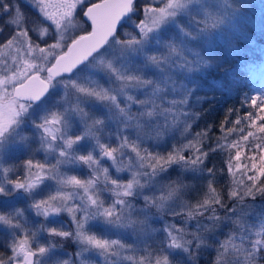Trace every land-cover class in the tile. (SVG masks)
Listing matches in <instances>:
<instances>
[{"label": "trees", "instance_id": "trees-1", "mask_svg": "<svg viewBox=\"0 0 264 264\" xmlns=\"http://www.w3.org/2000/svg\"><path fill=\"white\" fill-rule=\"evenodd\" d=\"M261 2L264 5V1H253V9L257 8V5L260 6ZM142 3L144 2L141 0L133 2L134 10L128 16L132 21L139 18ZM24 11H26L24 28L28 37L30 40H37L36 16L26 6H24ZM80 13L81 10H78V21L87 27L86 23L80 19ZM242 33L239 31L231 33L235 36L230 35L233 38L230 40L222 36L220 43L224 45L214 47L205 57L208 65L199 64L196 69L190 68V78L187 77L189 79L187 80L192 81L191 83L186 82L187 80L180 73L171 72L169 66L162 69V75L167 74L174 80L175 85L173 84L172 87H164L159 82L149 79L150 76L157 74L152 68L153 61L149 57L154 56L156 61L165 60L173 63L174 58L179 54L172 52L170 46L174 45L179 50L181 43L178 42L183 43L182 39L178 38L176 41L174 38L178 34L176 30L170 27L168 30L157 31L154 37L148 39L149 43L151 42L149 46H144L142 43L143 46L138 45L135 52H125L123 56L120 45L115 46V42L112 41L119 40L123 43L127 38L131 40L133 37L123 35L122 24L118 27L113 39L109 40L113 44L111 46L115 48L113 57L105 59V63L111 62L114 67L121 70L136 69L137 75L151 81L149 85L164 87L165 107L156 104V100L151 96L152 93L148 91L144 93L140 87L125 89L127 95H131L135 103L126 101L124 95L120 94L118 98L120 106L125 108L128 105L126 108L131 113L128 114L131 117L130 130L126 131L130 134L128 140L132 142L137 138L142 154H145L143 150L147 149L149 153L167 156L174 149L192 144L194 147L184 149L182 155L186 159L194 154L204 156V162L200 165L201 170L185 171L180 165H173L168 172L160 174L155 181V185L168 190V185L179 180V183L184 186L181 187L183 190H180L183 192L181 205L188 206L187 208L158 210L146 204L138 193L133 197H128L134 204L144 209L145 214L142 212V219L145 222L143 227L145 226L149 230L145 229V231L154 236L153 239L156 240L149 247L153 248L159 260L167 258L168 264H264V246H261L264 245V210L262 209L264 207V175L260 174L261 168L264 167L260 160L261 155H264V133L259 132V125L264 123V120H257L255 125L251 122L256 120L257 116H264V71L261 70V66L264 65V13L253 14V29H246ZM133 36L140 40V36ZM4 37L7 36H3L2 39ZM228 46H232V50L224 54L222 47L228 48ZM105 47L106 45L99 51V54L105 52L107 49ZM108 50L103 57L111 54ZM185 55L187 56V53ZM89 59L92 62V58ZM87 64L86 62L85 65L79 66L81 70L74 69L73 73L62 74L57 79H66L77 73H83ZM100 72L105 77H102L103 80L110 83L116 80L103 66ZM118 83L120 84L119 81ZM92 85L93 87L99 86L91 83L88 87ZM105 85L103 84L102 87L104 88ZM69 90L76 98L80 97V108L85 112H92L82 116L73 110L78 125L73 127L76 134L71 132L72 134L69 135L72 137L77 135V130L83 133L85 124H93L95 119H101L103 124L94 125L93 131L99 136L101 142L111 147L115 145L116 142L111 140L108 143L104 138L109 127L106 111L101 107H106L110 111L112 119H122L123 115L110 102L84 98L73 89L66 91ZM169 92L172 95H169ZM51 95L53 96L51 100H46L50 96L47 95L46 98L34 104L43 105V110L50 108L54 98L59 96L60 92ZM159 100L158 98L157 101ZM169 104L173 111L174 104H177L184 114L180 113L181 116L177 117V122L171 116L169 124L163 125L161 130L159 126L152 127L154 120H148L149 115L146 112H150L149 110L154 108L153 105H156L155 109H162L165 112ZM121 121L117 125L119 129ZM173 122L174 125L171 124ZM124 125L126 122L122 121L121 129ZM249 132L253 135L245 141L244 137ZM56 144L60 145V141ZM88 145L90 144L87 141L82 142V148ZM237 151L241 152L240 161L232 159L231 171H229L228 161L235 157ZM253 163L256 164V168H252ZM237 164H240L239 168L236 167ZM209 169H212L211 174H209ZM88 175L91 178L92 173ZM210 183L220 203L212 202L206 207L199 208L197 206L202 205L205 199H212V194L209 192ZM97 186L104 189L105 182L100 180ZM107 188L109 189L108 185ZM233 191L237 193L236 196H230ZM104 192L112 196L111 191ZM4 196L7 195L0 197ZM190 211L193 213L191 217L188 216ZM58 217L67 221L62 213ZM37 219L42 224L43 218L37 216ZM44 229L42 228L44 240L53 248L73 251L75 235L70 224L63 229L73 234L67 238L50 236ZM5 232H0V259H3V249L8 241ZM168 232L175 234L174 236L182 247L171 248L170 252L165 248L171 243ZM257 240L261 241V245L253 249V244ZM184 248L188 251H184ZM3 261L8 263L9 259Z\"/></svg>", "mask_w": 264, "mask_h": 264}, {"label": "rangeland", "instance_id": "rangeland-1", "mask_svg": "<svg viewBox=\"0 0 264 264\" xmlns=\"http://www.w3.org/2000/svg\"><path fill=\"white\" fill-rule=\"evenodd\" d=\"M91 1L95 0H81V2L77 5L74 10L71 23H68L67 21L64 22V27L62 29L64 43L68 44L74 37L79 35L81 32L87 30L85 24L78 21L77 12L78 10H82L84 6ZM141 1L144 3H142L139 18L135 21L133 19L132 21V19L129 18L128 15L122 22V33L125 36L133 38V35L140 36V31L137 25L142 20H145L144 9L146 7L158 9L164 7L169 2V0ZM253 1L255 2V0H180V6L170 10L173 11L175 14L166 17L160 23L159 27L149 33L147 38L143 41L144 46H149L151 42L149 43L148 39L150 37H154L157 31L168 30L171 27L178 33L177 37H174L176 41H178V38L182 39L183 41V43L178 42L181 43V46H179V50L176 49L178 47L174 45L170 46V50L172 52L178 53L179 56H176V58H174L173 63L166 62L165 60H157L155 63L152 62V68L156 70L157 74L150 76L149 79L159 82L164 87H172L173 84L175 85V82L172 77L168 76L167 74L162 75V72L165 67L169 66L171 72H173L174 74L175 72L180 73L181 76L187 80L188 78H190V68L196 69L198 68L197 66L199 64H201L202 66L208 65V63L205 62V57H207V54L214 47L224 45L220 43L222 41V36L230 40L233 39L230 35L235 36L231 33H237L238 31L242 33L246 31V29H253V14L256 15L257 12L264 13L263 3L261 2L260 6L257 5V8L253 9ZM7 2L9 4L18 5L20 7L22 12V19L20 20L18 27L17 25L12 23V20L15 19L14 12L0 13V77L4 75H11L17 70V67L22 68L23 60H30L33 63H43V61L40 59V53L38 51H34L31 56L27 54V44L21 38L18 37L19 31L21 29L25 30L24 13L26 11H24V6L28 7L31 11L34 12L36 20L38 22V28L36 29L37 40L29 39V43L31 45H39L40 48H48L49 45L55 44L60 39L61 35V33L57 31L55 25L52 24L51 21L47 20L40 12L39 8L34 6L33 3L26 2V0H7ZM46 2H48V0H46ZM54 2H56V0H54ZM49 11L59 13L62 10L49 9ZM6 31H8L9 33L7 34ZM41 31H44L43 36L40 35ZM3 36L7 37H4V39H2ZM139 39H141V36L139 37ZM9 41H12V43L9 44ZM41 41L43 42V44H39V42ZM127 41H129V38L125 40V42ZM112 42H115V40H113ZM114 44L115 46H117L116 43ZM111 45L113 44L110 42V44L106 45L105 47L107 48L105 49V52L109 49L108 52H111L110 55L103 57L105 52L101 53L102 55H97L96 59L92 60L91 64H87L83 73H77L76 75H72L66 79L71 78L72 80H76L78 83L83 86L85 85L86 87L91 85V83H93L94 85H99V87H102L103 84L105 85L110 83L107 82L105 79L103 80L102 77L104 76L100 72L102 66L99 62L103 58V60H105L111 59L113 57V51L115 46L113 47ZM140 46L143 45L140 44ZM65 49L66 46L63 48V51ZM222 50L225 54L227 53V51L232 50V46H228V48L222 47ZM186 53L187 56L185 55ZM52 61L53 59L51 60V63ZM51 63H49L47 66L49 67ZM149 63H151V61ZM261 70L264 71V65L261 66ZM42 75L46 76L47 73L44 72L42 73ZM100 78L102 80H99ZM188 80L186 82H188ZM191 82L192 81H189L188 83ZM118 84V81L114 80L110 84L104 86V88L113 90L112 94H116L117 99L120 96V94H118L116 91L120 88V84L119 86ZM92 87L93 85L90 86V88ZM164 87H158V85L153 86L148 84L147 86L140 88L143 90V92H151L152 94H150L151 96H153L154 100H156V104H159V106L161 107L162 105L165 107L166 103L163 98ZM178 89L179 88H177V90ZM9 91H11V88H9ZM57 92H60V95L54 98L52 105L53 107L51 106L52 108L50 107L48 109L46 108V110H43V105L40 106L38 104H34V106L30 108L28 112L21 117V124L17 129L19 135H16L12 140L8 142L10 147L6 152L0 153V186H3L9 190V194L7 196L0 197V215L8 217L12 220L13 223L21 224V228L14 229L0 222V232L6 231V239L8 240L7 244L5 245V248L3 249L4 252L2 253V260L10 259L11 257H13V242L23 239L27 234L31 238L30 246L32 247L33 251L37 250V246L48 248V252L44 256L40 257L42 264H157V260H159L158 255L154 252L153 248L149 247L156 240L153 239L154 236L147 232L149 230L145 226L143 227L145 222H143L142 219V212L144 211V209L139 207L137 204H134L130 198L127 199L133 205V207L131 209H125L123 213V223L127 226H101L92 228L90 231H88L89 235L95 234L98 238L107 239L109 241L117 240L120 244L124 245V247H119L118 245L113 246L111 249H109L107 253L101 254L98 249H94L88 245L82 244L76 238L72 252H69L67 250H59L53 248L52 246L50 247L51 244H48L44 240V236L42 233V224L43 228L45 229H64L67 227L68 224H70L75 235V226L72 220L69 218L68 214L62 213L67 219V221H65L64 218L58 216L49 217L48 219H45L41 216L43 219L42 224H40L38 222L37 216L30 208V205L33 201V196H30L29 194L23 192H16L14 194H11V182H15L17 180L23 181L26 172L24 165L29 159H32L33 163L46 162V167L48 168H52V166L56 164L58 152L60 150L56 142L53 144V148L47 151H45L40 144V132L35 128V124L40 122L41 116L45 115L46 112L51 111L63 112L66 114L70 126L68 129L69 134L71 132L75 133L73 127L78 125V120L75 119L73 108L78 103L77 98L73 93L70 92V90L66 91L62 83L57 84L54 89H50L51 94ZM51 94L49 97H47L46 95L47 98H45L47 101L53 98ZM168 94L172 95L170 94V92ZM158 98L160 99L159 101H157ZM21 102L28 103V101ZM169 103L172 102L170 101ZM153 106L154 108L152 107L151 110H149L150 112H146L147 114L151 113V115L148 116V120H154V122L150 121L153 122L152 127L159 126L160 130L162 129L161 127H163V125L169 124L170 118H172L171 116H173L172 119L177 122V117L181 116L180 113H182L181 109L177 106V104H174V111L171 110V104H169L165 112L162 109H155L156 105ZM126 107H128V105ZM126 107L125 111L127 109ZM101 109H105L104 111H106V120L109 127V131L106 130V135L104 138L108 143H110L111 140L113 142H116L115 145H112V147L115 148L118 146L121 139H128L130 136V134H127L126 131L130 130V119L128 118V114L131 113H129L127 109V115H123L122 119H112V117L110 116V111L107 110L106 107H101ZM85 113L89 114L92 112L88 111ZM164 114L165 116H163ZM121 120L123 122H126V125H124V128L122 129ZM120 121L121 125L119 129L117 128V125L120 123ZM171 124L174 125V122ZM77 132V135L82 134L80 130H77ZM75 136L76 135H73V138ZM22 137L24 139H22ZM135 139L136 140H133L132 142L138 143V139ZM82 147V150L80 149L76 151L75 154H87V151L90 150L91 145H88L85 148ZM96 151L98 153V149ZM96 158L99 159V156L97 155ZM116 159L117 164L120 166L131 165L132 170L138 169L141 172L146 170L139 168V162L137 161L135 153L132 152L131 146L124 148L121 150V152L117 153ZM100 167H108L109 176L112 179H116L119 183H127L128 180L131 179L130 170L117 172L115 167L108 160L102 161ZM33 171H35V169H33ZM53 171L55 172V169ZM58 171L61 176L77 175V178L81 180L89 179L90 177L88 174L92 173L87 166L73 168L60 165ZM96 174L99 176V179L104 182V176L102 172L99 171V169ZM157 178L158 176L152 179L143 176L139 177L140 183L144 185V187L136 188V193H138L143 199L146 196L150 199L159 198L161 196H167V188L155 185V181ZM59 187L60 186L58 185L56 180H47L45 181L44 185L37 191L35 199L38 200L41 198H46L50 193L56 194V191ZM108 187L109 189H111V184H108ZM141 189H143V191L145 192L141 191ZM62 190L65 192H76L77 198L75 199V203L77 204L80 203L79 197L84 195L81 189L65 187ZM101 190L102 189L96 185L95 191L100 193L101 199L105 202V206H108L112 203L115 197L113 195L110 197L106 194V192ZM180 190L183 189L180 188ZM90 194H92L91 191ZM182 200L183 192L179 191V193L173 195L169 199L163 201L157 199V203H161L162 207L157 208L153 204H149V206H152L158 210H166L167 208H187L188 206L181 205L183 203ZM69 206H72L71 202L69 203ZM10 207L12 209H10ZM17 209L22 211V216H17ZM262 209L264 210V207H262ZM143 213L145 214V212ZM129 221H131L132 223L129 224ZM145 229L147 231H145ZM32 233H35L34 237H32ZM172 235L174 236L175 234ZM165 248L169 252L171 251V247H169V245H166ZM160 249H162V247H160ZM128 257H131L132 259H128ZM160 260L162 261L161 258ZM12 263L20 264L21 262L13 260Z\"/></svg>", "mask_w": 264, "mask_h": 264}, {"label": "snow or ice", "instance_id": "snow-or-ice-1", "mask_svg": "<svg viewBox=\"0 0 264 264\" xmlns=\"http://www.w3.org/2000/svg\"><path fill=\"white\" fill-rule=\"evenodd\" d=\"M26 2L33 3L38 7L43 16L55 25L58 32L61 33L60 39L48 48H40L39 45H31L29 43V37L26 30L21 29L18 33V37L21 38L28 46V55L31 56L34 51L40 53V59L43 63H33L30 60H23V67H17V70L11 75H4L0 77V153L6 152L10 147L9 141L16 135H19L17 129L21 124V117L28 112L30 108L34 106V102L41 101L46 95H50V89H54L57 84H63L65 90L73 89L76 93H79L84 98L94 99L99 102H110L121 115H127L125 108L120 106L117 95L112 94L113 90L103 87L89 88L81 85L76 80L60 79L63 73H73V70H81L78 66L85 65L87 62L91 64V60L96 59L93 54L99 55V50L105 45H109V38L113 37L116 30L117 23L120 22L128 13L132 12L133 0H102L101 3L93 5L88 9L86 15L92 21L93 30L88 35H81L78 38L72 39L70 44L64 43V37L62 29L64 22L71 23L73 13L77 5L81 0H26ZM180 6V0H169V2L162 8H150L146 7L145 20H142L137 27L140 31L141 39L135 38L122 43L119 40H115L117 45H120L121 55L125 52L132 53L137 50V46L142 44L147 38L148 34L157 29L160 23L168 16L174 15L171 9H175ZM49 9H60L59 13L49 11ZM14 12L15 19L12 23L19 27L20 20L22 19V12L18 5H12L7 0H0V13ZM41 36L44 35V31H41ZM12 41H9L11 44ZM67 47V51H63L64 47ZM54 59L55 63H52L50 67L47 65ZM154 63L156 57H149ZM100 65L105 67L111 76L115 77L120 82V88L117 89V93L124 95L125 100L135 103L131 95H127L126 88L144 87L151 83L150 80L141 78L136 74V69L124 68L123 70L113 66L111 62L105 63L103 59L100 60ZM46 72L44 76L42 73ZM11 88V91H9ZM21 100H26L28 103H22ZM78 103L74 106L73 110L78 115L86 116L82 108L79 107L80 97H77ZM150 116L151 113H148ZM131 119V117H128ZM251 119V117H249ZM257 120H264V116H257L256 120H252V124L255 125ZM103 124V120L95 119L93 124H85V131L76 135L74 138L69 135V123L65 113L58 111L46 112L45 115L40 117V122L35 124V128L40 132V144L41 147L47 151L53 148V144L60 141V145H57L60 150L58 152V158L56 164L52 168L46 167V162L33 163L32 159H29L24 165L26 172L23 181L17 180L11 182V191L23 192L33 196V201L30 205L31 210L36 216L44 217H57L61 213H67L75 226V238L82 244L88 245L94 249H98L101 254L107 253L113 246L124 247L117 240L100 239L97 235H89L88 231L92 228L107 226V227H125L123 223V213L125 209H131L133 205L127 199L133 197L137 193L136 188H143L144 185L140 183L139 177H147L149 179L155 178L162 173H166L173 165H180L185 171H198L200 165L204 162V156L195 155L190 156L187 159L182 152L184 149L193 148L194 145H184L180 149H174L172 153L167 156H162L159 153L152 154L143 150L142 154L139 145L137 143L129 141L127 138L121 139L117 147L113 148L101 142L99 136L93 131V126H99ZM259 132L264 133V123L259 125ZM253 133L249 132L244 140L247 141ZM22 139H24L22 137ZM87 141L91 147L87 151V154L76 155V151L82 147V142ZM94 141V143H92ZM131 146L132 152L135 153L137 161L139 162L140 169H146L145 171L132 170L131 165L120 166L117 164L116 154L121 152L122 149ZM98 149V153L97 150ZM72 150V151H69ZM99 156V159L96 156ZM241 152L237 151L234 158H230L228 161L229 171H231L232 159L240 161ZM108 160L115 167L117 172L130 170L131 179L127 183H119L116 179H112L109 176L108 167H100L102 161ZM260 160L264 164V155H261ZM64 165L66 167H80L87 166L91 172V178L87 180H81L77 178V175L61 176L59 174V166ZM237 168L240 164L236 165ZM252 168H256V164H252ZM35 169V171H33ZM55 169V172L53 171ZM102 172L104 176L105 188L101 191H111L115 197L112 203L105 206L104 200L101 199L100 193L95 191L96 185L100 182L97 171ZM7 171V170H6ZM209 174L212 173V169H209ZM261 175H264V167L261 168ZM258 178V177H257ZM47 180H56L60 186L56 194H49L46 198L35 199L37 191L44 185ZM111 184V189L107 188V185ZM175 185V186H173ZM65 187H72L74 189H81L83 196L79 197L80 203H75L77 198L76 192H65L62 189ZM184 187L179 183V180L173 181L168 185V195L161 196L159 198L150 199L144 197L146 204H153L157 208L162 207L161 203H157V199L160 201L171 198L173 195L179 193L180 188ZM90 191L92 194H90ZM209 192L212 194V199H205L202 205L197 207L203 208L214 202L219 204L220 199L215 193V189L209 184ZM9 190L3 186H0V196L8 195ZM250 194V192H249ZM235 191L230 193V196H236ZM86 198V199H85ZM71 202L72 206H69ZM17 216H22L21 210H16ZM202 214V213H201ZM188 216H193L190 211ZM0 222L11 228H21L20 223H13L11 219L4 215H0ZM132 223L131 221L128 222ZM87 226V230H86ZM43 228V226H42ZM50 236H59L67 238L71 235L69 231L57 228L44 229ZM35 233H32V237ZM168 236L171 239L169 247L180 248L182 245L177 238L168 232ZM30 237L26 234L25 237L19 241H14L12 244L13 257L8 261V264H12L13 260L20 261L21 264H42L40 257L44 256L48 252V248L37 246V250L33 251L30 246ZM261 245V241L257 240L253 244V249ZM264 246V245H261ZM51 247V245H50ZM184 251H188L184 248ZM128 259H132L128 257ZM0 264L5 262L0 259ZM157 264H168L167 258L162 261L157 260Z\"/></svg>", "mask_w": 264, "mask_h": 264}, {"label": "water", "instance_id": "water-1", "mask_svg": "<svg viewBox=\"0 0 264 264\" xmlns=\"http://www.w3.org/2000/svg\"><path fill=\"white\" fill-rule=\"evenodd\" d=\"M102 2V0H97V1H94V2H92V3H90V4H88V5H86L84 8H83V11H82V13H81V16H82V19L84 20V22L87 24V26H88V29H87V31L86 32H84V33H82V34H80V35H78V36H76V37H74L73 39H75V38H78L79 36H81V35H88L89 33H91L92 32V30H93V25H92V21L88 18V16L86 15V13L88 12V9L89 8H92L93 7V5H95V4H99V3H101ZM133 2H134V0H133ZM123 20V19H122ZM122 20L120 21V22H118L117 23V26H116V30H117V28H118V26H119V24L122 22ZM116 30H115V32H116ZM115 32H114V34H115ZM113 34V35H114ZM111 38V37H110ZM109 38V39H110ZM71 43V41L69 42V44ZM103 48V47H102ZM101 48V49H102ZM65 52L67 51V48L64 50ZM95 54V53H94ZM93 54V55H94ZM52 63H55V60L53 59V61H52ZM51 63V64H52ZM51 65H49V67H50ZM63 74H65V75H67V74H69V73H63ZM43 99V98H42ZM21 101H26V100H21ZM38 102V101H37ZM34 103H36V102H34ZM12 264H18V263H12ZM21 264V263H20Z\"/></svg>", "mask_w": 264, "mask_h": 264}, {"label": "flooded vegetation", "instance_id": "flooded-vegetation-1", "mask_svg": "<svg viewBox=\"0 0 264 264\" xmlns=\"http://www.w3.org/2000/svg\"><path fill=\"white\" fill-rule=\"evenodd\" d=\"M92 2H94V1H91V2L87 3L86 5H88V4L92 3ZM86 5H85V6H86ZM85 6H84V7H85ZM82 10H83V9H82ZM82 10H81V13H82ZM81 13H80V19H81L82 21H84V20L82 19Z\"/></svg>", "mask_w": 264, "mask_h": 264}]
</instances>
